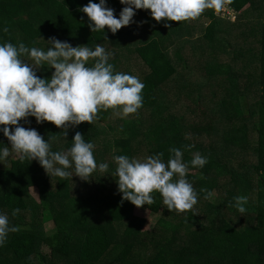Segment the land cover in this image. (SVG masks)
<instances>
[{
  "label": "trees",
  "instance_id": "trees-1",
  "mask_svg": "<svg viewBox=\"0 0 264 264\" xmlns=\"http://www.w3.org/2000/svg\"><path fill=\"white\" fill-rule=\"evenodd\" d=\"M89 2L100 0H0V44L44 51L53 37L92 50L99 44L112 54L114 72L144 84L136 114L101 110L92 124L69 126L66 137L32 116L19 122L52 152L69 151L81 133L94 145L98 167L89 181L75 176L74 165L66 169L73 177L61 179L38 160L7 158L0 165V214L19 231L0 246V264H264V0H232L226 6L233 20L229 12L205 10L196 20L157 22L150 10L134 9L132 22L115 34L91 31L80 11ZM106 7L119 18L127 5L106 0ZM54 71L45 65L36 74L50 80ZM2 128L0 152L11 150ZM172 148L189 165L185 178L197 204L170 212L154 192L155 202L140 208L160 214L145 229L137 207L122 199L114 157L144 161L163 153L167 163ZM197 153L207 158L202 168L191 166ZM101 163L107 172L99 171ZM212 188L217 196L205 198ZM241 196L243 214L235 206Z\"/></svg>",
  "mask_w": 264,
  "mask_h": 264
},
{
  "label": "clouds",
  "instance_id": "clouds-1",
  "mask_svg": "<svg viewBox=\"0 0 264 264\" xmlns=\"http://www.w3.org/2000/svg\"><path fill=\"white\" fill-rule=\"evenodd\" d=\"M120 3L127 7L122 9L119 18L113 9L106 7V0L89 2L80 11L91 21L92 32L107 28L115 34L132 22L134 9L150 10L157 22L180 23L198 19L205 10L220 14L232 0H120ZM4 31L8 32V29L4 28ZM49 42L51 47L47 51L35 47L29 49L23 43L18 47L12 43L0 44V125L3 135L11 143V152L8 147L3 148L0 161L15 153L21 160H38L47 174L61 179L73 177L66 169L74 165L75 176L89 181L98 166L93 155L94 145L85 142L81 133L75 134L69 151L52 152L50 143L35 129L20 126L19 122L32 116L37 123L47 121L64 129L66 137L69 126L84 122L92 124L101 110L112 109L122 118L136 114L143 106L144 84L135 76L114 72L113 65L108 62L112 54L99 44L92 50L86 46L73 47L55 37ZM25 55L34 64L24 62L21 57ZM90 60L95 61L94 65L86 66ZM45 65L55 69L50 80L36 74V69ZM170 152L173 156L167 163L161 159L163 153L149 156L144 161L125 155L115 156L122 199L140 208L153 204L152 194L158 192L170 212L191 211L197 204V193L185 178L189 165L183 161L180 149L172 148ZM207 162L206 157L197 153L191 166L202 168ZM107 170V163L99 164L100 172ZM174 177L178 179L174 180ZM211 196L209 192L205 198ZM235 200V206L243 214L247 197H236ZM19 211L14 209L13 215ZM17 231L19 228L10 227L8 217L0 214V246L9 232Z\"/></svg>",
  "mask_w": 264,
  "mask_h": 264
},
{
  "label": "rangeland",
  "instance_id": "rangeland-1",
  "mask_svg": "<svg viewBox=\"0 0 264 264\" xmlns=\"http://www.w3.org/2000/svg\"><path fill=\"white\" fill-rule=\"evenodd\" d=\"M226 10L223 11L224 13L222 14V16H228V12H229V18H231L233 20L234 16L233 14L228 10V7L225 6ZM191 24H193V21H191ZM182 67V66H181ZM178 70H180V68H178ZM10 150V149H9ZM11 152V150H10ZM17 155L15 153H12L9 157L11 158H14L16 157ZM8 157V158H9ZM7 163V158L0 161V165L2 164H6ZM30 190V193L37 199V189L35 187H30L29 188ZM210 192L212 193V196L209 197L211 200L212 198H214L215 196H217V193H218V190L216 188H212L210 190ZM135 213L138 214L139 216H142L145 218V222H144V226L143 228L145 229H150L152 227V225H154L156 219L158 218L159 216V212H156V213H153V212H146L143 208H137L135 209ZM46 230L49 232V229L52 227L50 223H47L46 224Z\"/></svg>",
  "mask_w": 264,
  "mask_h": 264
},
{
  "label": "built area",
  "instance_id": "built-area-1",
  "mask_svg": "<svg viewBox=\"0 0 264 264\" xmlns=\"http://www.w3.org/2000/svg\"><path fill=\"white\" fill-rule=\"evenodd\" d=\"M224 11H225V9H224Z\"/></svg>",
  "mask_w": 264,
  "mask_h": 264
}]
</instances>
